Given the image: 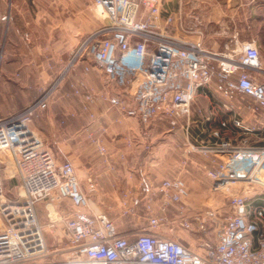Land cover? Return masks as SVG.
<instances>
[{"label": "built area", "instance_id": "1", "mask_svg": "<svg viewBox=\"0 0 264 264\" xmlns=\"http://www.w3.org/2000/svg\"><path fill=\"white\" fill-rule=\"evenodd\" d=\"M92 1L102 10L103 23L81 41L65 74L81 61L86 73L95 70L103 75L105 84L117 89L108 98L111 108L137 118L145 130L162 116L173 125L190 119L203 88H212L228 110L234 100L248 99L247 108L260 115V124L235 118L233 126L244 135L264 130V80L259 77L261 57L255 42H235L218 52L206 45L198 17L165 15L162 0ZM6 19L0 15V23ZM71 87L88 108L99 99L85 81ZM51 96L52 90L46 91L23 111L0 118V152L9 153L12 177L20 182L19 199L8 202L0 177V264H34L26 260L44 241L37 206L65 201L72 211L59 219L48 214L51 227L63 221L72 244V254L61 264H264V145L254 147L247 139L237 145L219 131L207 142L189 145V153H201L212 163L208 170L211 193L229 197L230 212L218 224L214 238L201 240L199 248L157 231L171 223L168 213L175 205H181L174 209L179 226L186 230L208 233L218 220V212L211 207L193 215L185 213L184 200L190 190L181 177L155 185L152 197L159 199L162 213L150 216L143 231L124 234L106 214L92 209L90 194L97 191L96 183L89 179L84 192L74 164L60 161L32 127L49 109ZM222 126L229 128L226 122ZM135 139L130 136L127 144L135 145ZM94 142L102 155L107 154L100 139ZM0 164L6 167L2 159Z\"/></svg>", "mask_w": 264, "mask_h": 264}, {"label": "rangeland", "instance_id": "2", "mask_svg": "<svg viewBox=\"0 0 264 264\" xmlns=\"http://www.w3.org/2000/svg\"><path fill=\"white\" fill-rule=\"evenodd\" d=\"M11 1L0 0V15L2 17L7 16V19L0 23V87H2V78L6 75L2 72V69L4 66L11 65L17 79V89L15 90L14 83L8 85L14 97L12 101H2L0 103V109L8 111L1 118L10 117L23 111L38 101L46 91L52 90L51 101L55 92L57 93L60 88L61 83L65 82L69 76L70 72L68 71L65 74V71L69 67L68 64L71 63L81 41L103 23V12L92 0H22V3L17 5H13ZM230 1L228 6L229 16L234 14L232 13L234 5L238 4V1L241 3L240 16L235 13L234 22L229 20L231 21L229 24L231 23V26L233 24L235 29H239L240 32V34L236 33L235 42L239 45L252 42L257 44L262 66V72L259 77L264 80V0ZM220 2L226 3L227 0H220ZM54 67H59L60 73L53 80H50L49 75L50 73L52 74ZM63 73L65 74L64 80L53 88ZM71 91L73 93L72 87ZM246 100L249 101L246 98H238L231 102L232 104L229 103L231 110L226 109L223 103L217 101L225 113L224 119H226L225 121L228 125L232 124L235 118L254 124L250 115L251 111L247 108ZM46 111L48 110L43 111L34 120L32 127L39 137L58 155L60 161L70 160L74 164L77 173L80 171V173L85 175L86 160L87 158H98V148L97 150L94 148L71 150L68 153L71 157L63 152V147L57 146L54 148V145L46 136V124L43 121ZM160 118H156L147 130L142 127L138 133L134 132L133 134L136 138L134 147L137 146L142 153L146 152L148 154L147 156H149L151 163L148 165V170L156 176L173 172L176 167L175 162H179L182 159L180 153L175 151V148H169V143L176 145L177 151L180 149L179 144L187 149L191 143L198 144L203 140V142H207L212 139L214 131L221 132L224 138L232 139L237 145H241L245 139H247L249 144L257 142L258 137L256 138V134L263 133L261 138H264V130L244 135L240 130L234 132L230 126L225 129L221 123L218 125L214 122L213 116L211 120L213 121V123L211 122L213 128L210 129L209 133L197 131L194 134V138H197L198 142H194L191 138V130L187 132L186 128L181 125V122L184 124L182 120L185 119H179L177 125L173 126L169 117ZM143 132H147L148 135H144ZM90 138L93 140L100 139L102 142L104 139L102 135L96 138L95 136H90ZM262 139L260 141L264 142ZM195 154L198 153L196 152ZM199 155L202 154L199 153ZM1 159L6 166L4 167L3 164H0L2 167H0V177L4 187L3 198L7 199L8 202H14L20 196V182L16 177H12L13 172L9 169L11 165L9 153L0 152ZM164 168L166 172H164ZM208 181L206 194L193 195L190 191L189 197L184 200L185 213L187 215L205 212L209 207L218 212V220L208 233L189 231L179 226V216H177L174 208L181 205L170 207L168 216L171 223L159 227L157 231L167 237L179 239L194 249L200 247L201 240L213 239L218 224H221L224 216L230 212L229 197L224 193H211L212 181L209 177ZM155 185L149 184L147 186L143 183L139 194L124 190L119 195L111 198L107 207L103 206L101 208L93 204V202L96 203L100 200L99 197L90 194V198L93 201H91V207L96 213L106 214L121 233L134 235L148 227L150 216L162 213L159 199L152 197ZM237 186L239 187L241 184H237ZM262 197L264 198V195ZM255 203H258V201ZM46 204L40 203L37 206L38 222L44 238L43 245L29 256L26 260L27 263L61 264L73 252L72 244L63 230V221L56 223L55 227H51V219L48 216L50 213L51 218L59 219L64 215V212L72 211V205L65 201L57 206L47 204L46 208Z\"/></svg>", "mask_w": 264, "mask_h": 264}, {"label": "crops", "instance_id": "3", "mask_svg": "<svg viewBox=\"0 0 264 264\" xmlns=\"http://www.w3.org/2000/svg\"><path fill=\"white\" fill-rule=\"evenodd\" d=\"M162 1L165 15L182 13L187 18L198 17L202 21L201 30L205 36V43L213 50L222 52L227 45L235 44V35L236 33L240 34V32L239 29H235L233 24L231 26L229 22H234L235 13L240 16L241 3L239 1L238 4L235 3L236 5H234L232 11L234 14H231V16L228 12L230 0H227L226 3H222L220 0ZM234 2L236 1L234 0ZM11 3L17 5L22 3V0H12ZM182 35L194 36L183 33ZM85 65V63L79 61L71 67L66 81L61 83L57 93L55 92L50 101L49 109L44 114L43 121L46 124L47 139L51 141L54 148L57 146L63 147V152L66 155H69L68 153L75 149L88 150L94 148L97 150V146L90 136L96 138L102 135L104 137L103 145L107 148V154L102 155L98 152V158H87L86 174L84 175L80 171L77 173L84 192H88V181L86 183V180L92 179L96 183L97 191L93 195H97L100 200H96V203L91 200L93 204L100 208L107 207L110 204V199L124 190L139 194L143 183L147 186L149 184L155 185L172 177L183 178L193 195L206 194L209 184L208 170L212 168V163L199 153H189V148L186 149L183 145L179 144L180 149L177 151L176 145L169 143V148H175V151L180 153L182 158L181 161L175 162L176 167L173 172L158 176L150 173L148 165L151 163L148 154L146 152L142 153L137 146L127 144V138L132 136L134 132L138 133L143 127L142 124L137 118L126 117L117 109L111 108L108 98L115 94L117 89L106 85L105 78L97 71L92 70L86 73L84 71ZM59 69V67H54L52 74L49 75L50 80H53L60 73ZM13 70L11 65L4 66L2 69V72L6 75L3 76L1 81L0 103L2 101H12L14 97L11 88L8 86L14 83L15 90L17 89V79ZM81 81L87 82L99 96L97 102L89 108L86 107L83 99L74 96L71 91V84H78ZM217 101L219 99L212 88L200 89L192 105L190 119H185L186 121L181 119L184 122V124L181 122L182 127H185L187 132L191 130L193 134V136L191 134L192 141L198 142V139L194 138L197 131L200 133L210 132V129L213 128L211 124V122L213 123L211 121L213 116L214 122L218 125L226 122V119H224L225 113ZM5 112L8 111L0 109V118L6 115ZM91 113L97 116L95 120L91 118ZM250 115L254 124H260L261 120L258 118L260 115L256 116L252 113ZM162 118L167 117L162 116L160 119ZM229 126L232 127L234 132H238L233 124ZM256 135L258 141L250 145L254 147L264 145V142L260 141L263 133ZM56 156L60 159L57 154ZM69 156L71 157V155ZM164 172H166L165 168Z\"/></svg>", "mask_w": 264, "mask_h": 264}]
</instances>
